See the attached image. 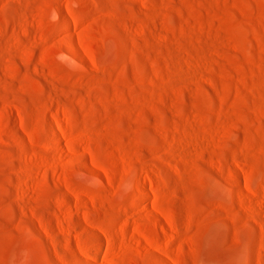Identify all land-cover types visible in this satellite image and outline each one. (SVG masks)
I'll use <instances>...</instances> for the list:
<instances>
[{"label":"rangeland","instance_id":"obj_1","mask_svg":"<svg viewBox=\"0 0 264 264\" xmlns=\"http://www.w3.org/2000/svg\"><path fill=\"white\" fill-rule=\"evenodd\" d=\"M0 264H264V0H0Z\"/></svg>","mask_w":264,"mask_h":264},{"label":"bare ground","instance_id":"obj_2","mask_svg":"<svg viewBox=\"0 0 264 264\" xmlns=\"http://www.w3.org/2000/svg\"><path fill=\"white\" fill-rule=\"evenodd\" d=\"M97 258V257H96ZM98 260V259H97Z\"/></svg>","mask_w":264,"mask_h":264}]
</instances>
